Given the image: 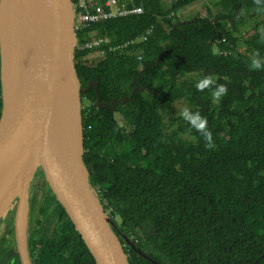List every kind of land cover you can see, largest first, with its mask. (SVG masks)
Listing matches in <instances>:
<instances>
[{"label": "trees", "instance_id": "16d2710c", "mask_svg": "<svg viewBox=\"0 0 264 264\" xmlns=\"http://www.w3.org/2000/svg\"><path fill=\"white\" fill-rule=\"evenodd\" d=\"M118 1L142 13L76 30L78 45L107 42L93 67L80 64L93 50L74 61L80 88L95 84L80 94L82 160L119 241L144 254L123 248L128 263L264 264V67L250 68L264 63V0H216L189 21L172 13L200 0ZM209 75L227 86L219 101L196 88ZM181 101L207 118L214 149L173 111ZM29 199L31 264H95L39 168ZM7 224L0 264H20Z\"/></svg>", "mask_w": 264, "mask_h": 264}, {"label": "water", "instance_id": "95a60500", "mask_svg": "<svg viewBox=\"0 0 264 264\" xmlns=\"http://www.w3.org/2000/svg\"><path fill=\"white\" fill-rule=\"evenodd\" d=\"M76 43L72 0H0V222L14 209L20 264H31L26 225L37 168L94 263L129 264L82 160L80 94L95 84L80 88Z\"/></svg>", "mask_w": 264, "mask_h": 264}, {"label": "built area", "instance_id": "2783aa9c", "mask_svg": "<svg viewBox=\"0 0 264 264\" xmlns=\"http://www.w3.org/2000/svg\"><path fill=\"white\" fill-rule=\"evenodd\" d=\"M72 12L73 28L74 31H76L84 30L92 24L103 21L131 15H140L142 9L139 6L124 5L118 0H76L74 4L72 3ZM148 33H150V31H148L147 34ZM142 38L145 39L144 36ZM106 42V38L98 37L96 39L86 40L79 45L76 43L75 49L93 50L101 55L102 50H100L99 47Z\"/></svg>", "mask_w": 264, "mask_h": 264}, {"label": "clouds", "instance_id": "9594fccd", "mask_svg": "<svg viewBox=\"0 0 264 264\" xmlns=\"http://www.w3.org/2000/svg\"><path fill=\"white\" fill-rule=\"evenodd\" d=\"M256 5H260V0H254ZM177 16V12L173 13ZM255 56H259V53H255ZM264 67V63H262L259 59H253L250 65V68L253 70H259ZM215 86L212 96L216 101H219L221 97L227 95L228 89L226 85L217 84L216 80L211 76H205L196 84V88L198 91H203L208 89L210 86ZM182 118L188 122L192 128H194L197 132H199L205 141V147L209 150L214 149L215 144L213 141V134L208 128V121L206 117L201 116L199 112H191L188 108L183 109L181 112Z\"/></svg>", "mask_w": 264, "mask_h": 264}, {"label": "rangeland", "instance_id": "374dc122", "mask_svg": "<svg viewBox=\"0 0 264 264\" xmlns=\"http://www.w3.org/2000/svg\"><path fill=\"white\" fill-rule=\"evenodd\" d=\"M170 0H164V3L165 4H168ZM216 0H200L198 2H195L193 4H189L183 8H181L180 10L177 11V16H178V19H180L181 21H189V20H192L194 19L195 17H198V16H203L205 15V10L204 8L205 7H208L210 8L212 11L214 10V7H213V3L215 2ZM257 21L260 23L262 21H264V14H262L258 19ZM252 25H254L253 23H251ZM258 29L264 34V26L262 25H258ZM242 51V49H241ZM100 57L101 55L97 52H91L87 57H85V59L83 61H81L80 64H83V67L82 69H87V68H91L95 65V63H97L99 60H100ZM75 63V61H74ZM186 108V104L184 102H177L175 104H173L172 106V109L173 111L178 115L180 114L183 109ZM28 209H29V206H28ZM27 209V211H28ZM106 215L109 217V213L108 211L105 212ZM13 219V216L9 215V217L6 218V222H4L3 220H1L0 222V233L4 232V229L5 227H7V223L10 219ZM110 218V217H109ZM112 221V220H111ZM113 222V221H112ZM28 224H29V221H28ZM28 224L26 225V228L28 227ZM34 224V223H32ZM114 224V223H113ZM27 232V231H26ZM26 236H27V233H26ZM128 242H130L131 244L134 245V243L128 239ZM129 244L127 243V241L123 242L122 243V247L125 249Z\"/></svg>", "mask_w": 264, "mask_h": 264}, {"label": "flooded vegetation", "instance_id": "af4514ba", "mask_svg": "<svg viewBox=\"0 0 264 264\" xmlns=\"http://www.w3.org/2000/svg\"><path fill=\"white\" fill-rule=\"evenodd\" d=\"M29 200H30V199H29ZM29 200H28V201H29ZM50 226H51V225H50ZM13 237H14V236H13ZM5 260H6V258H5Z\"/></svg>", "mask_w": 264, "mask_h": 264}]
</instances>
